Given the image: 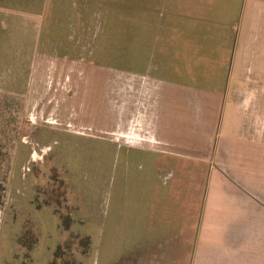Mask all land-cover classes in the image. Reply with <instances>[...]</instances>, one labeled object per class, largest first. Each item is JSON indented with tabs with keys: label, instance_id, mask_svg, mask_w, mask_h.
<instances>
[{
	"label": "crops",
	"instance_id": "1",
	"mask_svg": "<svg viewBox=\"0 0 264 264\" xmlns=\"http://www.w3.org/2000/svg\"><path fill=\"white\" fill-rule=\"evenodd\" d=\"M52 1L0 0V92L26 93L20 78L42 75L48 59L80 60L65 56L64 39L51 32ZM71 4L95 15L107 3ZM130 12L126 0L121 75L106 91L121 117L103 129L121 146L114 155L126 234L115 253L127 264H160L165 252L153 247L169 241L173 264H264V0H137ZM109 188L96 208L90 202L96 236L107 224ZM130 221L152 235L128 234Z\"/></svg>",
	"mask_w": 264,
	"mask_h": 264
},
{
	"label": "rangeland",
	"instance_id": "2",
	"mask_svg": "<svg viewBox=\"0 0 264 264\" xmlns=\"http://www.w3.org/2000/svg\"><path fill=\"white\" fill-rule=\"evenodd\" d=\"M125 1L106 0L105 6L96 5L95 15H79L72 12L71 0H53L50 18L58 25L51 32L64 39L65 56L80 60L48 59L42 75L20 78L29 85L26 93L0 92V264H127L115 253L122 231L126 234L121 155H114L121 146L103 131L121 117L119 101L106 97V91L109 80L121 75L120 8ZM127 2L135 17L137 0ZM135 31L129 29L134 47ZM50 52L58 54L56 48ZM95 67L103 68L88 75ZM49 127L70 133L41 131ZM106 182L112 201L103 236H96L99 218L90 217L89 206L92 202L96 208ZM132 222L128 234L152 235L147 228H132ZM162 228L159 221L156 234ZM168 242L152 246L165 252L160 264H173Z\"/></svg>",
	"mask_w": 264,
	"mask_h": 264
}]
</instances>
